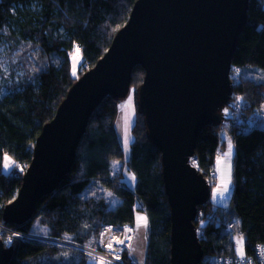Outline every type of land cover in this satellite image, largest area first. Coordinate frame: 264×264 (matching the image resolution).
Listing matches in <instances>:
<instances>
[{"label": "trees", "instance_id": "16d2710c", "mask_svg": "<svg viewBox=\"0 0 264 264\" xmlns=\"http://www.w3.org/2000/svg\"><path fill=\"white\" fill-rule=\"evenodd\" d=\"M135 1L0 0V51L6 44L10 59L15 53L20 58L12 66L24 71L18 76L17 70H11L8 91L0 97V219L22 185L44 124L52 120L77 78L93 67L111 45L116 31L127 22ZM248 5L247 19L232 58L233 66L241 68V80L235 84L224 110L225 122L207 123L195 150L207 179L223 145L219 132L222 124L228 128L236 150L233 196L227 214L215 212L211 199L201 204L207 211V234L201 240L208 259L237 253L226 220H236L235 229L245 238L246 254H254L257 244L264 243V79L245 72L249 66L251 72L264 69V0H249ZM77 48L83 60L79 73L74 75L70 55ZM144 73L140 64L132 73L137 110ZM119 100L106 95L90 117L71 171L54 192L37 202L31 220L11 225L33 231L34 221L39 220L49 234L70 235L90 244L96 242L102 224L130 222L135 226L137 214L143 211L149 222L144 263L172 264V219L162 153L151 141L141 112L133 127L131 157L127 161L138 176L136 188L127 186L123 169L112 173V160L124 158L115 122ZM236 102L242 105L238 121L228 116ZM6 154L14 159L9 172L4 171ZM96 181L111 188L122 201L110 207L102 194L87 196L85 191ZM209 184L211 189L215 186ZM11 245L14 252L8 264H87L79 252L38 240L14 239Z\"/></svg>", "mask_w": 264, "mask_h": 264}, {"label": "water", "instance_id": "95a60500", "mask_svg": "<svg viewBox=\"0 0 264 264\" xmlns=\"http://www.w3.org/2000/svg\"><path fill=\"white\" fill-rule=\"evenodd\" d=\"M249 0H136L125 25L93 67L62 99L35 141L22 185L5 206L3 220L23 225L37 202L64 180L95 108L106 95L122 99L138 64L145 69L138 110L149 137L162 153L171 208V263L201 264L205 255L195 220L210 200L211 184L189 158L207 123L225 121L232 98L233 55L247 19ZM12 245L0 240V264Z\"/></svg>", "mask_w": 264, "mask_h": 264}, {"label": "rangeland", "instance_id": "374dc122", "mask_svg": "<svg viewBox=\"0 0 264 264\" xmlns=\"http://www.w3.org/2000/svg\"><path fill=\"white\" fill-rule=\"evenodd\" d=\"M7 45L4 44V46L1 48L0 51V97H3L6 95V92L8 91V86L11 83V73L12 69L17 70L18 76L22 75L24 73L23 68H15L12 66L13 63L18 62L19 55L14 54L10 59V56L6 53ZM71 68L74 75H77L79 73V67L82 63L83 56L81 53V50L79 48L75 49L71 55ZM18 64V63H16ZM250 67H247L245 69L246 75L251 74L252 76L256 77L257 79H264V69L262 68H256V71H250ZM136 90L135 88L131 87L130 92L128 95L121 100H119V107H118V116L116 118V129L117 133L119 135L120 143L123 146V159H113L111 162L112 166V173H116L120 171V169H123V177L126 181V184L129 188L135 189L136 183L138 180V176H136L135 171L131 168H129L128 160L131 157V147H132V141L134 138V132L133 127L136 123V119L138 117L139 110H137V101H136ZM227 112V111H226ZM262 115H264V107L262 109ZM264 120V116H263ZM225 122V121H224ZM223 122V123H224ZM220 135L222 139H225L227 142V146H225L223 149L222 154L219 155L217 159L218 164V172L220 173L219 179L215 183V186L211 189V202L216 207H228L231 199H232V192L234 188V161H233V144L230 132L228 128L224 127L222 124L220 127ZM229 145H231V150L229 149ZM5 164H4V171L9 172L11 167L14 164V159L9 154H6L4 157ZM132 177H135V179H132ZM85 194L88 195H97L99 194L104 195L107 200L110 202V207H115L118 205L122 199H120L117 195L113 193V191L108 189L105 185H103L100 181L94 182L93 186H90L87 191H85ZM139 203V201H138ZM143 213V211H142ZM139 222H136L135 224V234L134 238L132 240V252L137 259L138 262H144L146 260V251L148 246V236H149V222L148 220H138ZM42 225L40 224L39 220H35L33 223V231L45 233L41 231ZM235 250L240 255L246 254L245 249V238L243 236L237 235L235 236ZM95 240V239H93ZM207 264H213L212 259L209 258L207 260ZM94 264H107L105 262H98Z\"/></svg>", "mask_w": 264, "mask_h": 264}, {"label": "built area", "instance_id": "2783aa9c", "mask_svg": "<svg viewBox=\"0 0 264 264\" xmlns=\"http://www.w3.org/2000/svg\"><path fill=\"white\" fill-rule=\"evenodd\" d=\"M89 68L91 67H88L87 70ZM241 75V68L239 66L234 67L232 65L231 78L234 86L238 83V81L241 80ZM241 108L242 105L240 104V102H236L235 107L228 110V116L230 115L238 121L241 117ZM226 116L227 115L224 112L225 119ZM219 150L220 155L223 153V150H221V147ZM189 163H191L200 172L202 171L198 153L190 156ZM217 163L218 162L216 160L215 164L209 171V182L216 183L219 179L220 173L218 172ZM216 211L226 215L227 207H216L215 212ZM206 212V208L200 205L198 213L196 215L197 219L195 220L197 235L200 240L207 234V229H205V222L208 219L204 217ZM212 217L216 220L215 215ZM226 221V228L230 233V238L234 241L236 234L239 235V233L235 229L236 220L233 219ZM134 234L135 226L130 222H124L123 224L104 223L100 228L96 242H92L89 244L82 241H77L70 235H52L47 232L40 233L36 231L26 230L24 228L21 229L17 226L7 224L3 219H0V240L3 239L7 246H10L14 239L38 240L51 246L79 252L82 254V256H84L87 264H94L102 261L107 264H145L144 262H138L132 252L131 242L134 238ZM121 241H123V243H121ZM255 249L256 250L254 254L240 255L237 252L235 254L215 255L211 259L213 264H264V243H258ZM202 260L204 264L208 263L207 256L204 255Z\"/></svg>", "mask_w": 264, "mask_h": 264}, {"label": "crops", "instance_id": "0c3cea01", "mask_svg": "<svg viewBox=\"0 0 264 264\" xmlns=\"http://www.w3.org/2000/svg\"><path fill=\"white\" fill-rule=\"evenodd\" d=\"M224 141H223V145L221 146V150H223V151H225L223 148L225 147V146H227V142L225 141V139H223ZM232 146H233V153L235 154V146H234V142H233V140H232ZM223 147V148H222ZM227 148H228V146H227ZM232 148V147H231ZM230 149V148H229ZM91 186H93V184L91 185ZM139 219H141V220H147V215H146V212H144V213H142V212H140V213H138L137 214V218H136V222H139L138 220ZM41 231L42 232H46V228L45 227H41Z\"/></svg>", "mask_w": 264, "mask_h": 264}, {"label": "snow or ice", "instance_id": "6c2138e0", "mask_svg": "<svg viewBox=\"0 0 264 264\" xmlns=\"http://www.w3.org/2000/svg\"><path fill=\"white\" fill-rule=\"evenodd\" d=\"M229 148L231 150V145H229ZM132 179H135V177H132ZM10 239V238H9ZM121 243H123V241H121ZM110 247V246H109Z\"/></svg>", "mask_w": 264, "mask_h": 264}]
</instances>
